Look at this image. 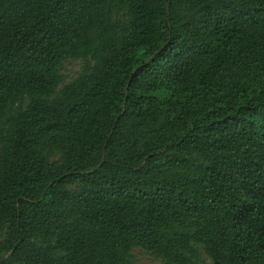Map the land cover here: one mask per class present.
Wrapping results in <instances>:
<instances>
[{
	"label": "trees",
	"instance_id": "obj_1",
	"mask_svg": "<svg viewBox=\"0 0 264 264\" xmlns=\"http://www.w3.org/2000/svg\"><path fill=\"white\" fill-rule=\"evenodd\" d=\"M135 249L264 264V0H0V264Z\"/></svg>",
	"mask_w": 264,
	"mask_h": 264
},
{
	"label": "rangeland",
	"instance_id": "obj_2",
	"mask_svg": "<svg viewBox=\"0 0 264 264\" xmlns=\"http://www.w3.org/2000/svg\"><path fill=\"white\" fill-rule=\"evenodd\" d=\"M80 69V63L73 61L65 64L64 74L70 78ZM134 262L132 264H159V260L141 249L134 250Z\"/></svg>",
	"mask_w": 264,
	"mask_h": 264
}]
</instances>
